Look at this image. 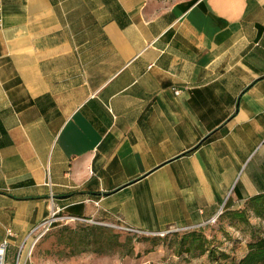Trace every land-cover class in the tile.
Instances as JSON below:
<instances>
[{
    "label": "crops",
    "instance_id": "0c3cea01",
    "mask_svg": "<svg viewBox=\"0 0 264 264\" xmlns=\"http://www.w3.org/2000/svg\"><path fill=\"white\" fill-rule=\"evenodd\" d=\"M261 195L264 0H0L12 261L53 211L157 235Z\"/></svg>",
    "mask_w": 264,
    "mask_h": 264
},
{
    "label": "rangeland",
    "instance_id": "374dc122",
    "mask_svg": "<svg viewBox=\"0 0 264 264\" xmlns=\"http://www.w3.org/2000/svg\"><path fill=\"white\" fill-rule=\"evenodd\" d=\"M248 208L244 204L240 209L244 211ZM233 211V210H230ZM223 209L219 216L209 224L196 229L169 230L157 235H146L122 231L111 227L115 233L120 235L121 242L129 239L130 245L118 249L111 255H99L92 252L83 253L77 256H69L72 248L67 245L70 243L67 237V228L80 227H101L87 223H68L57 222L52 230L39 240L28 261L31 264H210L209 255H180L178 245L180 239L188 233L194 231L202 232L204 236L211 241L213 249L216 250L218 257L225 253L229 257L227 261L221 259L219 263L213 264H231L233 260H240L247 252V246L255 241L259 235L264 232V219L256 216L254 211H247L249 224H245L234 219L232 212ZM65 231V232H64ZM64 232V235L63 233ZM84 235V234H83ZM82 235V236H83ZM74 238V245L80 246L84 241L90 244V249H97L100 246L94 244V238L89 240L83 237ZM100 237V233H97ZM134 250L130 254V249Z\"/></svg>",
    "mask_w": 264,
    "mask_h": 264
},
{
    "label": "trees",
    "instance_id": "16d2710c",
    "mask_svg": "<svg viewBox=\"0 0 264 264\" xmlns=\"http://www.w3.org/2000/svg\"><path fill=\"white\" fill-rule=\"evenodd\" d=\"M245 204L248 205V208L242 211L233 210L232 216L234 219H237L245 224H249L247 219V211L252 210L256 216L260 219H264V195L255 197ZM67 237H69L70 243H67L72 248V251L69 253V256H77L83 253L92 252L99 255H111L115 253L118 249L123 248L126 245H130V240L121 242L120 235L115 233L112 229L104 227H80L76 228H67ZM65 232V231H64ZM64 232L63 235H64ZM97 233H100V237L97 236ZM84 234V235H83ZM83 235V236H82ZM82 236L84 239L89 240L94 238V244L100 246L97 249H90V244H85L82 242L81 247L74 245V238ZM178 250L180 255H191L199 256L208 254L209 263H219L221 259L227 261L229 257L225 253L221 254L218 257L216 250L213 249L211 241L207 239L202 232L194 231L188 233L180 239L178 245ZM134 252L133 248L130 249V254ZM197 256V257H198ZM231 264H264V232H262L255 241H252L247 246V252L240 260H233Z\"/></svg>",
    "mask_w": 264,
    "mask_h": 264
},
{
    "label": "built area",
    "instance_id": "2783aa9c",
    "mask_svg": "<svg viewBox=\"0 0 264 264\" xmlns=\"http://www.w3.org/2000/svg\"><path fill=\"white\" fill-rule=\"evenodd\" d=\"M177 94L180 92L177 91ZM59 212L53 211L52 215L45 220L41 225L33 229L28 235L26 241L18 250L14 261L10 259L9 242L5 241L0 244V264H27L34 248L39 240L46 236L57 222H77L75 218L58 216Z\"/></svg>",
    "mask_w": 264,
    "mask_h": 264
}]
</instances>
